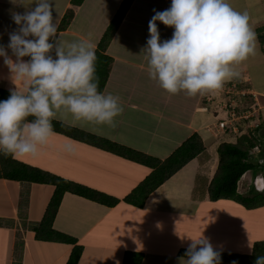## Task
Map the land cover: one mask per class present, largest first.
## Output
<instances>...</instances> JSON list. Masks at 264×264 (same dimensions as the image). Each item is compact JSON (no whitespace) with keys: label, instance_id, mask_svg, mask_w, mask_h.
Wrapping results in <instances>:
<instances>
[{"label":"crops","instance_id":"obj_1","mask_svg":"<svg viewBox=\"0 0 264 264\" xmlns=\"http://www.w3.org/2000/svg\"><path fill=\"white\" fill-rule=\"evenodd\" d=\"M122 2L83 0L74 4L73 0H54L58 34L50 37V42L90 39L96 53ZM230 3L249 13L256 34L254 54L235 66L239 77L226 81L221 89L203 94H171L164 90L150 78L143 48L149 36L148 21L154 11L170 7L171 0H133L105 50L112 62L102 91L119 96L123 109L114 118V126L76 121L61 111L54 120L63 126L54 128L36 155H13L21 163L118 198L115 205L108 206L70 191L64 193L53 228L76 238V244L83 247L77 264H123L127 252L140 253V264H180L190 243L187 236L202 233L223 254L220 264H231L233 260L247 264L238 256L251 254L255 243L264 241L263 166L247 171L239 181L240 193L251 198L259 195L261 202L251 201L248 205L232 198L212 199L209 193L219 164L220 143H235L242 134L251 132L259 138L263 136L256 128L264 125V0ZM70 9L73 15L67 26L61 27ZM25 10L12 0H0V45L13 60L12 50L7 48L8 33L18 27L12 14ZM157 24L161 40L170 38L173 28L159 21ZM51 54L55 55V48ZM233 84L236 102L245 108L256 99L261 104L259 113L241 119L225 132H217L216 126L213 131L208 126L226 116L221 102L228 99L226 86L234 87ZM17 85L22 87L19 82ZM15 87L13 74L0 57V100L6 99ZM65 127L94 133L162 160L194 134L203 149L150 193L140 207L125 197L153 168L82 141L66 132ZM66 144L73 145L74 150L68 151ZM261 146L259 157H264V144ZM54 190L53 184L0 175V264H67L75 244L36 236L35 229L45 216Z\"/></svg>","mask_w":264,"mask_h":264},{"label":"clouds","instance_id":"obj_2","mask_svg":"<svg viewBox=\"0 0 264 264\" xmlns=\"http://www.w3.org/2000/svg\"><path fill=\"white\" fill-rule=\"evenodd\" d=\"M53 2L12 0L26 10L12 14L18 27L8 33L7 48L15 60L0 45V57L16 85L0 100V154L36 155L53 134L58 112L71 114L76 121L114 126L123 110L119 96L99 89L90 39L50 42L58 34ZM157 21L173 28L170 38L161 40ZM148 32L143 48L148 74L171 94L221 89L239 77L235 66L255 51L249 13L235 9L230 0H171L167 9L154 11ZM64 147L74 150L71 144ZM259 152L257 147L250 155L259 157ZM258 162L264 163V157ZM187 237L190 243L180 264H220L221 253L208 237L203 233ZM254 264H264V255L257 256Z\"/></svg>","mask_w":264,"mask_h":264},{"label":"trees","instance_id":"obj_3","mask_svg":"<svg viewBox=\"0 0 264 264\" xmlns=\"http://www.w3.org/2000/svg\"><path fill=\"white\" fill-rule=\"evenodd\" d=\"M73 2L74 4H81L83 0H73ZM132 2L133 0H123L118 13L107 28L105 34L99 42L98 49L96 50L95 68L96 75L99 78V89L101 91L104 89L110 75L112 62V58L105 54V50L110 39L114 35L119 22L122 20L123 15L129 9ZM73 12V9L68 10L66 17L62 21L61 27L67 26L69 22L68 19L72 17ZM62 126L63 125H61L60 122L53 120V128L56 129ZM260 128H263V136L261 138L251 132L242 134L235 143L227 141L220 143L218 146L219 164L209 186V193L212 199L232 198L247 203L248 205H251V201H254L253 203L256 204L261 202V198L264 199L263 196L260 198L259 195L251 198L239 191V181L247 171L260 170L262 166L264 167V165L260 164L252 157V155H250L254 148L260 147L264 144V125L257 127L256 131H259ZM63 129L82 141L110 150L122 155L123 157L153 168V171L125 197L127 202L140 207H143L150 193L164 183L165 180L175 171L198 155L203 149L200 138L197 134H194L180 147H178L170 156L162 160L135 148L120 144L79 128L65 127ZM7 159L16 161L13 159L12 154H0V175L22 181L48 183L55 186L54 193L47 206L46 215L35 229L36 236L44 240H54L75 244L70 253L67 264H77L81 257L83 247L76 244V238L53 228V222L64 193L70 191L89 199L98 200L108 206L115 205L118 202V198L24 163H21L22 165L17 170L12 169V167L7 168L8 166L2 161H6ZM6 162H8V160ZM259 255H264V241L256 242L251 254L240 255L238 258L247 264H254L256 257ZM224 257H230V254H224ZM141 258L140 253L137 254L134 252H127L123 264H140Z\"/></svg>","mask_w":264,"mask_h":264},{"label":"built area","instance_id":"obj_4","mask_svg":"<svg viewBox=\"0 0 264 264\" xmlns=\"http://www.w3.org/2000/svg\"><path fill=\"white\" fill-rule=\"evenodd\" d=\"M234 85V84H233ZM228 85L226 86V89L228 90V99L225 102H221V105L223 106L222 109H225L226 116L222 119H219L217 123L211 124V127L209 128L213 131H215V126L217 127V132H225V130L228 127H235V125L243 118L249 119L256 113H259L260 110V102L258 100H254L253 103H251L246 108H240L238 103L236 102V99L233 95L234 87ZM217 134V133H216Z\"/></svg>","mask_w":264,"mask_h":264},{"label":"rangeland","instance_id":"obj_5","mask_svg":"<svg viewBox=\"0 0 264 264\" xmlns=\"http://www.w3.org/2000/svg\"><path fill=\"white\" fill-rule=\"evenodd\" d=\"M121 7V6H120ZM120 9V8H119ZM119 11V10H118ZM127 12V11H126ZM118 13V12H117ZM238 105L241 107V108H243V105H241L240 103H238ZM250 105V104H249ZM249 105H247V106H244L245 108L246 107H248ZM257 116H258V114H257ZM251 132V131H250ZM259 133H262L263 132V129H261V130H259L258 131ZM14 160H16L15 158H13ZM8 160V162H6ZM6 161L5 160H2L3 162H4V164H6L8 167L7 168H10V167H12V169H19L20 168V166L22 165L21 164V162L19 163V161L18 160H16V161H13V160H10V159H7ZM18 161V162H17ZM73 179V178H72ZM81 180H83V177H81L80 178V181ZM76 183H79V182H76ZM81 184V183H80ZM49 204V203H48ZM46 211H47V208H46ZM46 211H45V215H46ZM44 219V218H43ZM42 219V220H43ZM42 222V221H41Z\"/></svg>","mask_w":264,"mask_h":264}]
</instances>
